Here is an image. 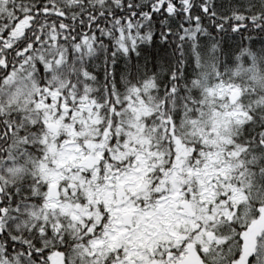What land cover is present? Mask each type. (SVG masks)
I'll use <instances>...</instances> for the list:
<instances>
[{
  "label": "snow or ice",
  "instance_id": "obj_1",
  "mask_svg": "<svg viewBox=\"0 0 264 264\" xmlns=\"http://www.w3.org/2000/svg\"><path fill=\"white\" fill-rule=\"evenodd\" d=\"M0 264H264V0H0Z\"/></svg>",
  "mask_w": 264,
  "mask_h": 264
}]
</instances>
